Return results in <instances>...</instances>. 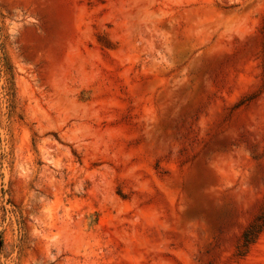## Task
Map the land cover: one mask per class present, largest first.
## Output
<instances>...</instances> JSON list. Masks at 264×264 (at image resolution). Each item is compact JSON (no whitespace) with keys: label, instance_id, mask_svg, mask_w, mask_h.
<instances>
[{"label":"rangeland","instance_id":"1","mask_svg":"<svg viewBox=\"0 0 264 264\" xmlns=\"http://www.w3.org/2000/svg\"><path fill=\"white\" fill-rule=\"evenodd\" d=\"M264 0H0V264H264Z\"/></svg>","mask_w":264,"mask_h":264},{"label":"trees","instance_id":"2","mask_svg":"<svg viewBox=\"0 0 264 264\" xmlns=\"http://www.w3.org/2000/svg\"><path fill=\"white\" fill-rule=\"evenodd\" d=\"M264 33V26H263ZM264 230V211L244 230L240 244L237 247V256L242 257L248 252Z\"/></svg>","mask_w":264,"mask_h":264}]
</instances>
